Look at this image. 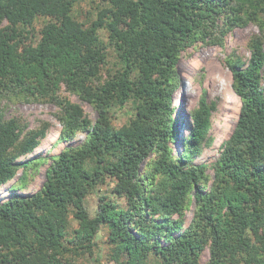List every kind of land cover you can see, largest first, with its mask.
I'll return each mask as SVG.
<instances>
[{
  "label": "trees",
  "instance_id": "trees-1",
  "mask_svg": "<svg viewBox=\"0 0 264 264\" xmlns=\"http://www.w3.org/2000/svg\"><path fill=\"white\" fill-rule=\"evenodd\" d=\"M79 1L0 0V96L55 104L60 142L85 134L52 159L38 191L0 203V264H16V256L28 264L84 260L93 256L102 225L115 264H200L206 247L207 264H264L262 40L251 38L247 63L227 62L241 106L208 189L207 166L192 160L209 143L212 107L202 98L187 120L177 121L171 105L181 54L220 29L252 22L264 32V0H101L111 6L89 27L71 14ZM114 17L121 24L111 23ZM37 19L44 24L36 37ZM105 27L116 69L104 79ZM62 88L89 104L96 120L61 97ZM118 112L125 116L121 126L114 124ZM46 129L0 116V185L27 168L16 160L36 148ZM107 181L124 206L101 195L92 217L86 196ZM191 195L195 210L183 228Z\"/></svg>",
  "mask_w": 264,
  "mask_h": 264
},
{
  "label": "rangeland",
  "instance_id": "rangeland-1",
  "mask_svg": "<svg viewBox=\"0 0 264 264\" xmlns=\"http://www.w3.org/2000/svg\"><path fill=\"white\" fill-rule=\"evenodd\" d=\"M111 5L101 0H80L72 9V16L85 27L98 18L101 10L109 8ZM116 11V10H115ZM106 21H109L106 19ZM121 24L115 17L111 23ZM222 25V19L218 22ZM44 19L35 21V36L38 30L43 26ZM218 30L210 42L204 44L199 42L185 50L179 58L177 72L179 75V84L177 91L172 96V117L178 121V118L188 119L190 114L198 109L200 100L204 98L211 110V126L208 132V141L201 153L194 157L192 164H205L207 166L206 175L210 182L213 179V164L217 160L220 147L232 134L240 112V100L232 88V75L227 62L236 59L247 63L250 58L249 43L252 37H259L264 47V32L260 30L257 24L249 22L245 26L233 27L225 34ZM108 28L100 30V35L106 45L107 61L102 71V78H106L109 73L115 69V59L112 47L108 44ZM221 43V44H218ZM264 86V81L262 82ZM59 95L78 104L84 111V114L94 122L97 118L95 110L87 103L67 92L62 88ZM59 109L53 103L37 102L22 103L8 95L0 96V116L3 119L17 117L28 125L29 129H35L42 123L47 124L45 137L39 140L38 145L30 153L20 156L17 163H29L24 170L19 168L16 175L7 182L0 185V203L15 196L27 197L40 189L44 180L45 172L51 165L52 159L56 157L63 149L76 147L85 139L84 133H77L71 141L60 142L59 133L62 129L58 121ZM125 116L118 112L115 114L114 124L123 125ZM182 136L186 137L188 130H182ZM174 152H180L181 144L177 140L172 142ZM146 166H142V173L146 171ZM113 184L108 182L99 186L96 191L89 193L85 199V206L90 216H95L98 205V197L105 195L113 198L115 202L124 206L121 199L112 197L111 189ZM195 202L192 195L187 199L186 206L183 209V228H186L193 217ZM178 215H174L172 220H177ZM69 223L72 229L77 227L72 216H69ZM95 248L93 256H88L84 260L74 261L72 264H115L109 259V246L107 244V229L105 225L95 238ZM209 248L206 247L200 254V264H207L209 260ZM21 256L12 258L16 264H28L27 257L22 260ZM147 264H159V261L150 259Z\"/></svg>",
  "mask_w": 264,
  "mask_h": 264
}]
</instances>
